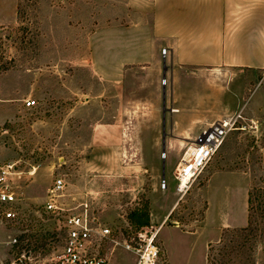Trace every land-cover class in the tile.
Returning a JSON list of instances; mask_svg holds the SVG:
<instances>
[{
    "label": "rangeland",
    "instance_id": "374dc122",
    "mask_svg": "<svg viewBox=\"0 0 264 264\" xmlns=\"http://www.w3.org/2000/svg\"><path fill=\"white\" fill-rule=\"evenodd\" d=\"M156 1L0 0V169L13 165L19 199L0 206L15 213L0 214V264H59L79 205L119 237L144 202L159 264H264V70L177 65L152 38ZM235 115L240 129L178 193L184 147ZM58 177L65 212H46ZM111 248V264H132Z\"/></svg>",
    "mask_w": 264,
    "mask_h": 264
},
{
    "label": "crops",
    "instance_id": "0c3cea01",
    "mask_svg": "<svg viewBox=\"0 0 264 264\" xmlns=\"http://www.w3.org/2000/svg\"><path fill=\"white\" fill-rule=\"evenodd\" d=\"M155 8L152 38L177 65L264 70V0H157Z\"/></svg>",
    "mask_w": 264,
    "mask_h": 264
},
{
    "label": "built area",
    "instance_id": "2783aa9c",
    "mask_svg": "<svg viewBox=\"0 0 264 264\" xmlns=\"http://www.w3.org/2000/svg\"><path fill=\"white\" fill-rule=\"evenodd\" d=\"M163 52L165 55L166 50ZM34 105L33 100L25 101L26 108H32ZM240 118L235 115L210 123L194 141L184 147L172 173L178 193L187 189L200 174L224 139L240 129ZM12 169L13 165L0 169V206H13L19 200L18 193L7 183L9 171ZM64 190V180L56 178L47 190L43 207L46 212H65L56 205V199L62 196ZM0 214L4 220H15V213L11 210H3ZM62 228L64 238L57 261L59 264H111L108 255L102 254L99 249L102 243L110 244L114 248L119 246L132 257V264L160 263V250L156 243L159 227L151 224L137 230L126 224L118 237L99 223L87 204H81L65 217ZM12 242L15 244L17 241L14 239ZM114 248H111L110 253Z\"/></svg>",
    "mask_w": 264,
    "mask_h": 264
},
{
    "label": "trees",
    "instance_id": "16d2710c",
    "mask_svg": "<svg viewBox=\"0 0 264 264\" xmlns=\"http://www.w3.org/2000/svg\"><path fill=\"white\" fill-rule=\"evenodd\" d=\"M248 204L251 207L252 206V194L249 192L248 194ZM126 222L130 227L133 229H139L142 227H146L150 223L149 218V204L148 202H144L141 205L135 207L132 211H130L126 215ZM251 225V221L248 220V226ZM30 238L28 235H22L19 238L18 245L21 246L22 243L25 242L26 239ZM22 248V246H21Z\"/></svg>",
    "mask_w": 264,
    "mask_h": 264
},
{
    "label": "bare ground",
    "instance_id": "6f19581e",
    "mask_svg": "<svg viewBox=\"0 0 264 264\" xmlns=\"http://www.w3.org/2000/svg\"><path fill=\"white\" fill-rule=\"evenodd\" d=\"M173 112H176V111H173Z\"/></svg>",
    "mask_w": 264,
    "mask_h": 264
}]
</instances>
